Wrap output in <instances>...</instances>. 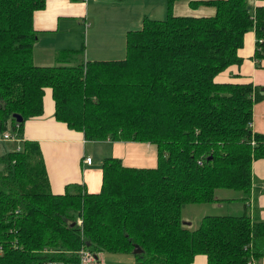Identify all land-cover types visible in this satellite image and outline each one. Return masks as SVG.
I'll return each instance as SVG.
<instances>
[{
    "label": "trees",
    "instance_id": "16d2710c",
    "mask_svg": "<svg viewBox=\"0 0 264 264\" xmlns=\"http://www.w3.org/2000/svg\"><path fill=\"white\" fill-rule=\"evenodd\" d=\"M175 1L166 0L164 19L145 17L127 33L123 59L84 61L79 50H61L57 64L39 66L33 15L45 0H0V139L9 131L16 143L0 155V264H80L81 248L131 254L134 264L264 256V221L247 213L205 215L194 229L182 221L184 205L218 201L220 189L239 192L245 205L252 162L264 158V133L251 127L264 86L215 81L241 62L248 31L253 58L264 59V0H189L213 6L209 17L175 16ZM46 89L55 120L86 141L155 145V166L105 157L98 192L67 184L54 194L39 143L23 138Z\"/></svg>",
    "mask_w": 264,
    "mask_h": 264
},
{
    "label": "crops",
    "instance_id": "0c3cea01",
    "mask_svg": "<svg viewBox=\"0 0 264 264\" xmlns=\"http://www.w3.org/2000/svg\"><path fill=\"white\" fill-rule=\"evenodd\" d=\"M179 1L176 0L173 4L172 13L175 16L209 17L215 14L213 6L208 7L209 10H203L202 6L194 9L189 5V0L181 4ZM248 2L252 7L261 3L259 0ZM161 3L165 9V2L161 0ZM145 17L153 19V0H45L44 9L36 11L33 15V27L38 32L36 49L43 56H51L55 64L58 63L57 56L61 50H79V55L83 56L84 61L120 60L125 57L127 33L140 29ZM255 41L253 31L245 33L243 45L238 49L241 62L220 72L215 77L216 82H250L264 86V59L257 63L253 58ZM92 43L95 46H92ZM33 55L34 59V48ZM251 127L256 132L264 133V100L253 105ZM23 138L39 143L50 188L54 194L63 193L67 184L84 185L90 193L100 190V165L105 157L96 160L85 151L88 141L84 139L82 132L70 129L65 123L55 120L50 89H46L43 95L42 115L25 121ZM105 142L111 147L110 156L118 157L125 166L142 167L141 165H146L144 163L149 167L155 165L153 150L148 143ZM4 153V148L0 147V155ZM85 157L92 158L90 165L85 163ZM240 196L241 194H217L219 200L209 204L219 212L216 215L247 213L254 221H264V158L252 162V188L245 205L237 199ZM225 206L228 209L220 211ZM186 221L193 223L189 218ZM206 262V256L198 254L191 264ZM249 264H264V256L253 259Z\"/></svg>",
    "mask_w": 264,
    "mask_h": 264
},
{
    "label": "rangeland",
    "instance_id": "374dc122",
    "mask_svg": "<svg viewBox=\"0 0 264 264\" xmlns=\"http://www.w3.org/2000/svg\"><path fill=\"white\" fill-rule=\"evenodd\" d=\"M162 1L166 3V0H162ZM186 2L187 0H180L179 4L186 3ZM198 7L203 8V10H206V9L209 10L208 7H211V6L198 5L196 7H191V8L196 9ZM165 16H166V9H164V5L161 3V0H153V19L161 20V19H164ZM86 28H88V26H86ZM92 46H95V44L92 43ZM37 50L38 49H36V45H35L34 46V53H35L34 62L35 63H42L44 65H50L51 63H53V65L55 64L51 56L49 55L43 56ZM92 57L94 56L92 55ZM50 58H52L51 60L53 62H51ZM79 58L82 59L83 56L79 55ZM143 144H146V143H143ZM149 146H151L153 150V158L156 161V147L155 145H152V144H149ZM0 147L4 148L5 152H7L14 147V144L9 143L8 141L6 142V141L0 140ZM85 151L93 155L96 160H99L100 157H106L108 155L109 156L111 155V152H110L111 147L109 143H106L105 141L101 143L97 141H88L85 144ZM141 162H144V161H141ZM144 164L146 165H141V166L149 167L147 166V163H144ZM153 166L155 165L153 164ZM133 167H140V166H133ZM218 194L219 195H229V194H239V192L232 191V190H226V189H220L218 190ZM226 209H228V207L225 206L220 211H224ZM217 213H219L217 212V209H215L212 205L208 203L207 204H197V205H193V204L184 205L182 208V221L183 222L186 221L187 218L191 219L193 223L191 225H188V227L190 229H194L198 225L203 215H206V214L216 215ZM184 225L187 226V224H184ZM129 258H132V259H129ZM133 258L134 257L131 254L103 252V253L98 254V257L96 258V260H94V262L90 264H99V263L100 264H134ZM251 261L249 263H251Z\"/></svg>",
    "mask_w": 264,
    "mask_h": 264
},
{
    "label": "built area",
    "instance_id": "2783aa9c",
    "mask_svg": "<svg viewBox=\"0 0 264 264\" xmlns=\"http://www.w3.org/2000/svg\"><path fill=\"white\" fill-rule=\"evenodd\" d=\"M2 139L5 141H12L15 139V137L9 131H6L2 135ZM84 161L85 163L90 165L92 163V158L85 157ZM78 256H79L80 264H90V263H93L94 260H96L95 255L87 248L79 249ZM48 264H63V263L58 262V261H53V262H49Z\"/></svg>",
    "mask_w": 264,
    "mask_h": 264
},
{
    "label": "water",
    "instance_id": "95a60500",
    "mask_svg": "<svg viewBox=\"0 0 264 264\" xmlns=\"http://www.w3.org/2000/svg\"><path fill=\"white\" fill-rule=\"evenodd\" d=\"M13 118H15L17 122H20L22 120L21 116L18 114H13ZM136 247L137 246H135L134 252H138V249ZM95 258H97L96 255H95Z\"/></svg>",
    "mask_w": 264,
    "mask_h": 264
}]
</instances>
